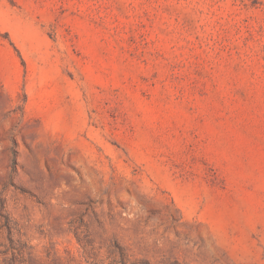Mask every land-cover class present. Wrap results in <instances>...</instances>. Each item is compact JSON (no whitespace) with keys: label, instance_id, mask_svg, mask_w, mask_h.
<instances>
[{"label":"rangeland","instance_id":"obj_1","mask_svg":"<svg viewBox=\"0 0 264 264\" xmlns=\"http://www.w3.org/2000/svg\"><path fill=\"white\" fill-rule=\"evenodd\" d=\"M0 264H264V0H0Z\"/></svg>","mask_w":264,"mask_h":264}]
</instances>
